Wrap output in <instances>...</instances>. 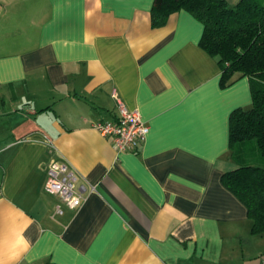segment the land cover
Here are the masks:
<instances>
[{"label": "crops", "instance_id": "obj_1", "mask_svg": "<svg viewBox=\"0 0 264 264\" xmlns=\"http://www.w3.org/2000/svg\"><path fill=\"white\" fill-rule=\"evenodd\" d=\"M152 3L0 0V264L264 260V233L221 182L248 78L223 86L202 23L180 9L152 27ZM113 92L149 126L136 151L93 127L117 116ZM55 159L95 188L62 214L43 190Z\"/></svg>", "mask_w": 264, "mask_h": 264}, {"label": "trees", "instance_id": "obj_2", "mask_svg": "<svg viewBox=\"0 0 264 264\" xmlns=\"http://www.w3.org/2000/svg\"><path fill=\"white\" fill-rule=\"evenodd\" d=\"M184 9L203 26L199 45L217 58L221 84L246 76L251 105L229 118V146L235 169L221 176L223 185L246 206L251 231L264 233V0H153L152 27Z\"/></svg>", "mask_w": 264, "mask_h": 264}, {"label": "built area", "instance_id": "obj_3", "mask_svg": "<svg viewBox=\"0 0 264 264\" xmlns=\"http://www.w3.org/2000/svg\"><path fill=\"white\" fill-rule=\"evenodd\" d=\"M113 95L117 116L114 119L97 120L93 127L113 143L117 152L136 151L145 140L149 126L138 110L128 108L115 92ZM94 189L92 184L80 178L66 162L55 159L46 165L43 190L56 198L55 214H62L65 209L75 210ZM260 264H264V260Z\"/></svg>", "mask_w": 264, "mask_h": 264}]
</instances>
